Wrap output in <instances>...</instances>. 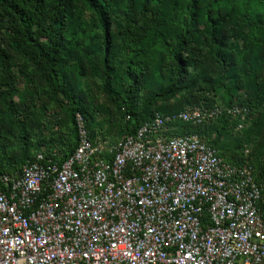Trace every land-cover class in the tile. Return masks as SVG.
<instances>
[{
  "label": "built area",
  "instance_id": "built-area-1",
  "mask_svg": "<svg viewBox=\"0 0 264 264\" xmlns=\"http://www.w3.org/2000/svg\"><path fill=\"white\" fill-rule=\"evenodd\" d=\"M222 117L243 131L251 112L156 114L103 156L77 113L69 158L42 151L0 177V264H264V180L174 133Z\"/></svg>",
  "mask_w": 264,
  "mask_h": 264
},
{
  "label": "trees",
  "instance_id": "trees-1",
  "mask_svg": "<svg viewBox=\"0 0 264 264\" xmlns=\"http://www.w3.org/2000/svg\"><path fill=\"white\" fill-rule=\"evenodd\" d=\"M76 2L95 16L102 34L98 44L86 50L82 46L84 52L79 57L69 45ZM262 8L264 0H0V177L21 170L42 151L58 150L59 160L69 158L78 144L77 113L83 115L91 139L95 140L89 125L93 115L76 89L86 68L93 78L101 79L111 103L125 111V135L135 134L156 114L170 115L193 106L195 93L203 94L208 86L227 92L230 97L227 107L245 106L251 116L258 111L260 124L264 116V76L260 66L264 59ZM113 25L118 26L119 37L111 31ZM246 26L251 31L256 29L253 34L262 35L263 39L254 40L260 43L253 47V41L252 47L243 52L237 41L244 38ZM77 45L79 40L74 42L75 48ZM157 47L167 52L156 53ZM11 52L23 60L19 73L14 70ZM211 62L218 67L217 76L210 73ZM29 68L35 70L49 89L51 98L68 111L73 136L68 147L52 139L46 146L40 142L39 150L32 153L30 138L35 126L27 111L33 107L15 102L20 94V74L27 75ZM122 75L128 86L117 91L112 84ZM144 86L153 87L154 91L137 111L138 93ZM181 94L189 98V106L184 109L153 108ZM237 124L226 117L198 126L180 122L174 133L199 135L224 161L236 166L251 165L255 179L264 180V156L256 165L250 151L226 160L218 150L217 144L226 132L230 129L242 132ZM14 129L20 132L25 144L17 162L6 154ZM213 133L216 138L211 140L209 135ZM260 208L264 214V192Z\"/></svg>",
  "mask_w": 264,
  "mask_h": 264
},
{
  "label": "rangeland",
  "instance_id": "rangeland-1",
  "mask_svg": "<svg viewBox=\"0 0 264 264\" xmlns=\"http://www.w3.org/2000/svg\"><path fill=\"white\" fill-rule=\"evenodd\" d=\"M249 3V2H248ZM246 8V6L243 5ZM122 8V7H121ZM123 9V8H122ZM246 10H248L246 8ZM251 11V9H249ZM261 14H264V9H261ZM73 25L70 26L69 45L72 46L77 52V56L83 54L88 46H94L98 44V41L102 38V34L97 26V20L95 16L83 8L79 3H74L73 13ZM118 26L113 25L112 32L115 36L119 37L117 32ZM203 31V28L201 27ZM251 31L249 26L244 28V38H240L237 41L238 49L245 51L252 47L253 41L256 39L262 40V35H254L256 32ZM79 40V45L74 47V42ZM204 43L205 37L201 38ZM254 41L253 47L255 46ZM260 43V42H257ZM118 43H116L117 45ZM84 46V48L82 47ZM5 43V48H7ZM204 48L207 47L204 45ZM71 49V51H72ZM208 50V48H207ZM155 52L166 53L167 51L162 47H157ZM264 52V51H263ZM12 53V57L15 60V72L19 73L20 67H23L22 58ZM170 59H167L169 62ZM263 69L261 73L264 76V59L260 62ZM170 67V66H169ZM210 73L214 76L218 74V67L213 62L209 64ZM27 75L20 74V81L18 88L20 94L15 98V102H20L23 105H29L33 107L32 110H28L27 114H30L31 119L34 120L35 130L31 133V149L32 153L39 150V143L41 146H46L52 139L61 141L64 147L71 145L73 141L72 136V124L68 118V111L66 108L59 106L50 95L49 89L39 79L35 70L29 68ZM168 73L167 69L164 71ZM264 78V77H262ZM248 84V82H247ZM128 86L125 76H120L116 79L112 87L117 91ZM209 87V88H208ZM203 94L195 93V97L192 98L196 104L189 106L188 97L185 94H181L175 99L168 102H160L153 108L162 107L164 110H181L185 107H227L230 97L223 89L214 88L208 86ZM77 93L84 98L86 103L90 107V112L93 115V120H89V125L92 133L95 136V144L102 151L103 156H111L115 150V147L125 137L126 130V116L124 110L117 109L106 96L103 83L99 78H93L91 71L86 68L85 75L78 80V86L76 87ZM154 91L153 87L144 86L141 87L138 93V107L137 111L141 108L142 104L147 100L149 95ZM199 101V103H197ZM191 104V102H190ZM167 108V109H165ZM188 108V107H187ZM23 114L25 110H21ZM263 120L258 124V111L250 117V121L246 129L242 132H235L230 129L224 136L220 138L218 142V150L226 160L234 158V156H240L245 150H248L252 154V161L256 165L263 159L264 156V116ZM254 122H257V126L254 127ZM9 145L6 148V154L10 160L18 161L25 148V144L20 139V132L14 129L10 135ZM209 138L213 140L216 135L213 133L209 135ZM43 141V143H42ZM46 142V143H45ZM19 168L18 164H15Z\"/></svg>",
  "mask_w": 264,
  "mask_h": 264
}]
</instances>
